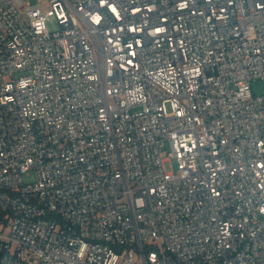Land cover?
Returning <instances> with one entry per match:
<instances>
[{"label":"built area","instance_id":"obj_1","mask_svg":"<svg viewBox=\"0 0 264 264\" xmlns=\"http://www.w3.org/2000/svg\"><path fill=\"white\" fill-rule=\"evenodd\" d=\"M255 81L264 0H0V253L264 264Z\"/></svg>","mask_w":264,"mask_h":264},{"label":"rangeland","instance_id":"obj_2","mask_svg":"<svg viewBox=\"0 0 264 264\" xmlns=\"http://www.w3.org/2000/svg\"><path fill=\"white\" fill-rule=\"evenodd\" d=\"M26 3H30L34 6L39 4V0H24ZM48 30L51 33L58 32L60 30L58 23L55 19H51V21L47 25ZM252 92L254 96L261 97L264 96V84L260 81H255L251 84ZM32 179V176H27L26 180ZM9 264H15L14 262H10Z\"/></svg>","mask_w":264,"mask_h":264},{"label":"trees","instance_id":"obj_3","mask_svg":"<svg viewBox=\"0 0 264 264\" xmlns=\"http://www.w3.org/2000/svg\"><path fill=\"white\" fill-rule=\"evenodd\" d=\"M10 262H15V260H11L5 254L0 253V264H9Z\"/></svg>","mask_w":264,"mask_h":264}]
</instances>
